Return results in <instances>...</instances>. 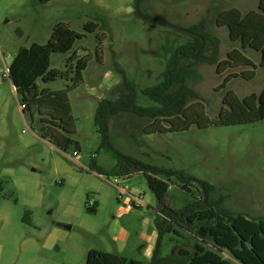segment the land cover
Masks as SVG:
<instances>
[{"label": "rangeland", "instance_id": "obj_1", "mask_svg": "<svg viewBox=\"0 0 264 264\" xmlns=\"http://www.w3.org/2000/svg\"><path fill=\"white\" fill-rule=\"evenodd\" d=\"M259 1L142 0L139 11L157 21L153 22L136 13L137 0H52L47 4L0 0V181L4 188L0 193V264H85L90 250L150 263L152 256L147 257L142 248L145 243L138 236L157 229L158 215L152 211L157 198L146 177L138 174L115 181L91 170L93 162L105 168L116 163L99 150L98 103L129 93L124 77L135 89L138 106H157L142 91L162 83L175 51L195 42L191 34L177 28H197L208 37L200 56L192 53L180 61L184 79L172 88L186 87L188 107L201 104L213 121L225 108L223 98L228 91L240 99L260 94L264 89L260 53L243 51L258 66L252 80L241 76L252 70L248 67L218 70L241 45L231 42L226 27L217 25L221 13L238 9L247 15L258 11ZM89 22L98 24L95 33L85 31ZM59 23L83 38L70 53L53 54L51 70L66 71L74 53L89 61L83 81L68 94L75 131L66 149L42 138L41 115L22 108L23 95L13 89L6 74L20 48L46 44ZM38 85L58 91L71 82L44 84L39 80ZM152 122L122 112L109 120V134L120 153L193 179L186 185L177 178L170 180V208L180 210L204 201L206 192L197 183L204 182L211 186L208 201L249 219H264V120L207 128L196 123L186 130L145 134ZM121 189L131 196L122 195ZM131 201L133 210L126 207ZM144 218L151 220L150 226ZM197 227L177 224L164 230L159 241L161 256L181 249L193 254L196 245L202 244L195 235ZM120 230L128 237L114 242Z\"/></svg>", "mask_w": 264, "mask_h": 264}, {"label": "trees", "instance_id": "obj_2", "mask_svg": "<svg viewBox=\"0 0 264 264\" xmlns=\"http://www.w3.org/2000/svg\"><path fill=\"white\" fill-rule=\"evenodd\" d=\"M47 4L52 0H37ZM142 0H137L140 3ZM141 14V13H140ZM144 18L150 17L141 14ZM148 21V20H147ZM219 27H226L231 42H239L241 49H235L228 54L225 61L218 65V70L248 67L252 70L241 73L245 80H252L256 76L258 66L244 54V50L251 49L261 55L259 67L264 68V0L259 1L258 11H251L243 15L238 9L221 13L217 18ZM98 24L89 22L85 31L95 33ZM203 37H208L202 30L189 29ZM83 38L71 30L66 24H57L50 40L46 44L33 43L30 47H22L13 59L9 70V80L16 92L23 95L22 106L37 110L41 115L43 139L49 140L58 148L66 149L72 143L70 135L75 131V119L69 101V92L76 89L83 81V72L87 69L88 59L78 58L74 53L67 62V70H51L53 54L70 53L75 43ZM194 43L177 49L164 74V81L153 88H147L142 93L157 106L141 107L136 104L135 89L128 85L129 93L122 95L118 100L103 99L98 103L95 126L100 135L99 150L108 153L114 160L112 168H105L93 162L91 170L102 178L125 180L138 174H143L149 188L157 198L156 211L160 214L156 218V228L159 233L158 241L149 264H264V219H249L242 214H234L223 210L218 203L204 198L180 210L168 206V192L170 180L177 178L181 185L190 183L193 179L183 173L165 170L146 164L138 159L122 154L116 150L111 142L109 120L119 113L126 112L140 118H149L153 122L145 128L144 133L152 135L166 131L186 130L193 124L202 128L209 126H234L255 123L264 120V89L260 94H252L240 99L232 91H228L223 98V108L216 120H210L205 114V108L187 106L190 97L185 86L173 91L175 83H182L180 61L188 58L192 53L201 55L203 41L194 37ZM199 53V54H197ZM70 78V79H69ZM49 84L57 80H67L71 86L66 89L52 91L41 89L38 81ZM168 125V126H166ZM78 147L79 144L77 142ZM76 152V151H75ZM163 177V178H162ZM167 179V180H166ZM202 188L209 196L211 186L201 183ZM4 190L0 181V193ZM198 224L195 235L202 244L196 245L192 254L185 249L177 254L163 257L159 250V241L164 230H170L173 225ZM207 245H211L208 247ZM227 254L229 258H226ZM85 264H145L144 262L122 257L114 253L90 250Z\"/></svg>", "mask_w": 264, "mask_h": 264}, {"label": "crops", "instance_id": "obj_3", "mask_svg": "<svg viewBox=\"0 0 264 264\" xmlns=\"http://www.w3.org/2000/svg\"><path fill=\"white\" fill-rule=\"evenodd\" d=\"M116 82H118L117 79H116ZM13 89L15 90L14 87H13ZM33 123H35V121ZM125 180L123 179V181H125ZM141 204H142V201H141ZM152 211L155 212L158 216H160V214L157 213L156 209H152ZM143 221H144L146 226H150L151 220L149 218H144ZM120 231L121 232L119 233V236L118 235L115 236L114 242H117V241L122 242V241H125L127 239L128 236H127L126 232L123 230H120ZM138 236L140 238H142L143 242L145 243V245H143L142 248L144 249V252L147 255V257L152 256L153 252L155 250L157 241H158V237H159V233H158L157 229H152L148 233L142 232V233L138 234Z\"/></svg>", "mask_w": 264, "mask_h": 264}, {"label": "water", "instance_id": "obj_4", "mask_svg": "<svg viewBox=\"0 0 264 264\" xmlns=\"http://www.w3.org/2000/svg\"><path fill=\"white\" fill-rule=\"evenodd\" d=\"M136 13H137L142 19H144V20L157 22V21H155V20L147 19V18H144L143 16H141L140 11H139V4H138V2L136 3ZM163 24H164V25H168V24H165V23H163ZM168 26H170V25H168ZM177 29L182 30V31H184V32H187V33L191 34V35L194 36V37L200 38V39L203 41V44H204V40H203V37H202L201 35H199V34H195V33L191 32L190 30H185V29H181V28H177ZM197 183H200V184H201V182H197ZM204 191H205V190H204ZM205 198L207 199V196H205ZM65 228H66V229H71L70 226H65Z\"/></svg>", "mask_w": 264, "mask_h": 264}, {"label": "built area", "instance_id": "obj_5", "mask_svg": "<svg viewBox=\"0 0 264 264\" xmlns=\"http://www.w3.org/2000/svg\"><path fill=\"white\" fill-rule=\"evenodd\" d=\"M6 74L9 76V70L8 69H6ZM22 108L24 109L25 108V106H22ZM73 156L74 157H77L78 156V153L77 152H74L73 153ZM100 177V176H99ZM102 178V177H101ZM115 181H117V179H115ZM121 193H122V195L124 194V195H130L131 196V194H129L127 191H125L124 189H121ZM135 198V200H136V202H137V204L138 205H141V200L140 199H137L136 197H134ZM120 199H123V196H120ZM92 205V204H91ZM127 209H129V210H133L134 208H135V205H134V202L132 203V201L129 203V204H127Z\"/></svg>", "mask_w": 264, "mask_h": 264}]
</instances>
